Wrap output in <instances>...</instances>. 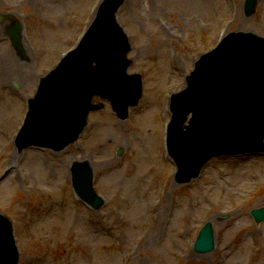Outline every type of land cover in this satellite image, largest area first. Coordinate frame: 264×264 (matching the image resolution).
Segmentation results:
<instances>
[{
	"label": "rangeland",
	"instance_id": "obj_1",
	"mask_svg": "<svg viewBox=\"0 0 264 264\" xmlns=\"http://www.w3.org/2000/svg\"><path fill=\"white\" fill-rule=\"evenodd\" d=\"M97 1L0 0V211L13 222L18 264H264V220L256 224L250 214L264 207V154L214 158L189 183L172 178L161 186L171 165L162 160L159 141L168 93L184 85L220 33L264 36V0L249 15L245 0H125L116 18L131 43L128 72L142 77L138 105L121 121L96 97L104 108L89 113L65 149L15 147L26 108L21 95L33 96L34 76L75 44ZM13 20L23 26L22 51L6 34ZM3 54L18 65L4 70ZM12 152L14 169L3 175ZM84 159L105 199L99 210L71 196L70 165ZM206 221L215 247L197 253L192 240Z\"/></svg>",
	"mask_w": 264,
	"mask_h": 264
},
{
	"label": "water",
	"instance_id": "obj_2",
	"mask_svg": "<svg viewBox=\"0 0 264 264\" xmlns=\"http://www.w3.org/2000/svg\"><path fill=\"white\" fill-rule=\"evenodd\" d=\"M123 0H104L102 5L100 6V9L98 11V16L91 26V29L86 34L85 38L83 39L81 45L77 50L72 52L67 59L64 60L63 63L55 70L53 71L47 78H42L40 87L43 88L41 91L43 94L39 96L36 103L34 104V107L36 108L44 96L45 98H48L46 94L48 92L52 91L50 85H52L57 79H61L65 74L74 72L77 67H80V62L82 60H85V57L91 53L94 48L102 42V44L105 46V48H108L110 51L117 50L118 52V67L114 70L116 71V75L119 77V82L124 87L123 93L125 94V99L123 101L124 105V111L126 107L129 104H134L136 102V98L138 97L140 93V84L138 77L135 76H126L125 75V69L128 65V62L125 60V54L129 50L127 39L124 35H122L119 27L115 23L114 20V13L118 6L122 3ZM251 7L249 8V10ZM14 28L15 31H10L11 35L13 36L14 42L18 43V35L17 30L20 28V25H15ZM251 34L247 35H238V36H231L230 39L227 41V47L228 45L236 46L233 41H237L238 43L245 44L246 41H248L251 38ZM231 41V43H230ZM96 56H91L89 59V65H90V75L86 74V80L78 92H72V98H75L76 100L80 98V94L85 89H88L87 97L84 98L81 102V113H79L77 116L74 117L75 127L73 130H70V133H62L58 136L57 141L56 140H50L47 145L58 149L65 146L71 139H73L77 133L81 130L83 123H84V117L89 109L91 108H97L98 106H91L90 104V98L93 94L97 93L101 96L108 97L109 99H113L115 101L114 94L112 91L108 89L106 85L99 82L97 78L94 75H97L99 72V64L97 63L96 66H93V61H96ZM84 70V68L82 69ZM84 72V71H83ZM124 79V80H122ZM131 81L133 83V86L131 85ZM65 81L63 80L60 83V93L62 95H66V89L62 84ZM58 87V85H57ZM119 89H122V87L117 86L115 87V91L120 94ZM46 95V96H45ZM251 109H248L249 111H252L254 108L253 106H250ZM258 114H264V105L259 108ZM32 126V123L31 125ZM61 128V127H60ZM259 136V133L258 135ZM260 138L256 140L254 143L260 145ZM34 143V144H41L45 143L42 142V139L39 137H34L31 140H29L26 143H20V147ZM86 168V167H85ZM87 169V168H86ZM81 171H85L82 167H76L74 169L75 173V181L76 185L81 193H85V190L92 195L91 191V173H89L88 170L85 172V178L84 182L80 183L77 179L78 174L81 173ZM95 206L97 207L101 202L97 199H93ZM256 220L259 222L264 219V209L262 210H254L253 211ZM213 246V235L212 230L210 228L209 224H206L203 230L201 231L197 244L196 249L198 251H206L211 249ZM17 262V254L13 247V241L11 238V226L10 223L4 219H0V264H16Z\"/></svg>",
	"mask_w": 264,
	"mask_h": 264
},
{
	"label": "bare ground",
	"instance_id": "obj_3",
	"mask_svg": "<svg viewBox=\"0 0 264 264\" xmlns=\"http://www.w3.org/2000/svg\"><path fill=\"white\" fill-rule=\"evenodd\" d=\"M2 56H3V58H4V60L6 61V64H7V66H6V68L4 70H7L8 68H11L12 64H9V63H13L14 62L13 58L11 57L12 55L8 56V55L3 54ZM14 63L16 65H18V63H16V62H14ZM7 157H8V160L6 161L5 170H6V172H10L11 166L14 163V160L16 158V154L14 152H12Z\"/></svg>",
	"mask_w": 264,
	"mask_h": 264
}]
</instances>
